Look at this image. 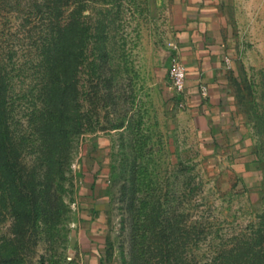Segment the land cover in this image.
Returning <instances> with one entry per match:
<instances>
[{
	"label": "rangeland",
	"instance_id": "obj_1",
	"mask_svg": "<svg viewBox=\"0 0 264 264\" xmlns=\"http://www.w3.org/2000/svg\"><path fill=\"white\" fill-rule=\"evenodd\" d=\"M45 3L0 0L29 195L20 227L0 182V264H158L168 216L184 259L217 264L264 213V0H216L205 32L214 88L195 106L169 73L175 59L186 66L177 0H73L66 9L91 36L60 77L73 84L60 139L44 127Z\"/></svg>",
	"mask_w": 264,
	"mask_h": 264
},
{
	"label": "trees",
	"instance_id": "obj_2",
	"mask_svg": "<svg viewBox=\"0 0 264 264\" xmlns=\"http://www.w3.org/2000/svg\"><path fill=\"white\" fill-rule=\"evenodd\" d=\"M45 12L48 19L46 37L42 42L45 83L44 127L50 134L60 139L67 124L63 111L69 103L71 82L62 83L60 77H68L72 63L80 62L84 56L90 26L77 18V9L70 8L73 0H46ZM68 11V12H66ZM66 22L60 24L62 17ZM56 19V21H55ZM59 19V24L56 23ZM55 21V22H54ZM1 48V47H0ZM9 76L0 50V182L11 190L13 211L18 225L24 227L29 212V195L27 191V165L20 158V151L10 129ZM61 107V108H60ZM258 227L253 232L242 234L237 241L219 253L217 264H264V213ZM156 257L158 264H192L179 251V221L171 216L164 217ZM21 231V230H20ZM193 233L188 231V240H193ZM132 254H136L134 242ZM147 252V251H146ZM138 264L137 259L132 264ZM45 264V263H42Z\"/></svg>",
	"mask_w": 264,
	"mask_h": 264
},
{
	"label": "crops",
	"instance_id": "obj_3",
	"mask_svg": "<svg viewBox=\"0 0 264 264\" xmlns=\"http://www.w3.org/2000/svg\"><path fill=\"white\" fill-rule=\"evenodd\" d=\"M215 2L216 0H177L178 22L182 29V36L186 37L185 45L187 46V50L183 51V61L189 69L185 85L194 106L213 93L212 82L216 69L212 67V63L216 64V62L211 58L213 55H209V49L205 48L207 45L205 42L208 41L205 32L208 29L209 17L214 11ZM204 87L207 93L203 92Z\"/></svg>",
	"mask_w": 264,
	"mask_h": 264
},
{
	"label": "built area",
	"instance_id": "obj_4",
	"mask_svg": "<svg viewBox=\"0 0 264 264\" xmlns=\"http://www.w3.org/2000/svg\"><path fill=\"white\" fill-rule=\"evenodd\" d=\"M170 78L173 84V87L179 92L186 91V76H187V68L183 64V62L178 61L177 59L174 60L172 66L169 70ZM203 92L207 93L206 88H203Z\"/></svg>",
	"mask_w": 264,
	"mask_h": 264
}]
</instances>
